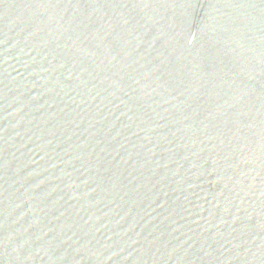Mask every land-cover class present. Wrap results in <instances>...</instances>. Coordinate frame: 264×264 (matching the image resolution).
I'll list each match as a JSON object with an SVG mask.
<instances>
[{"label":"water","instance_id":"1","mask_svg":"<svg viewBox=\"0 0 264 264\" xmlns=\"http://www.w3.org/2000/svg\"><path fill=\"white\" fill-rule=\"evenodd\" d=\"M0 264H264V0H0Z\"/></svg>","mask_w":264,"mask_h":264}]
</instances>
